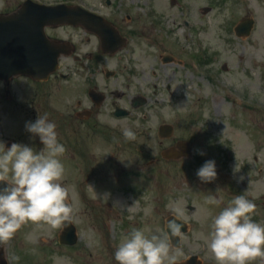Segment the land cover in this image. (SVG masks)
Returning a JSON list of instances; mask_svg holds the SVG:
<instances>
[{"label":"flooded vegetation","instance_id":"1","mask_svg":"<svg viewBox=\"0 0 264 264\" xmlns=\"http://www.w3.org/2000/svg\"><path fill=\"white\" fill-rule=\"evenodd\" d=\"M26 1L0 0V16L12 14ZM30 1L43 5L66 3L78 4L83 8L86 6L83 0L80 3L70 0ZM157 4L156 1L146 2L145 6L149 8ZM109 5L113 7V4ZM117 9L108 14V20L118 32L109 52L104 51L95 33L83 27H48L45 34L52 46L60 51L57 70L42 81L25 76L15 77L9 83L0 80V123L5 115L14 114L16 141L29 137L32 146L39 150L43 145L39 137L32 139L26 130V123L35 121L39 114H47V118L55 123L58 139L66 149L62 156L65 168L62 179L68 188L66 198L74 197L82 205L80 222L76 221L77 229L82 234L80 242L86 239L99 255H102V250L109 251L113 257L112 261H106L109 264H117L115 249L132 227H149L167 232L166 210L126 208L133 205V200L139 203L145 197L144 193H140V188H134V181L138 184L150 175L158 179L164 190L166 176L172 175L176 199L179 200L183 195L195 199L199 193L207 192L208 186H212L218 192L217 199L224 198V206L236 195H245V192L254 195L259 182L258 178L248 177L238 183L225 173L211 183L198 179L194 171L211 159L215 151L221 161L217 171L223 173L234 142L220 133L212 137L208 131L197 126L192 128L189 140L193 149L189 163L183 160L166 161L161 157L165 149L175 146L184 138L181 133L176 135L175 131L176 136L170 139L153 140L155 127L157 133L163 123L151 125L153 116L142 111L145 106L136 109L138 101L135 100L144 97L143 90L154 83L180 88L182 83H188L186 77L200 87V82L212 80L211 75H206L203 70H212L214 62L209 51L207 56L202 55L197 43L190 39L183 44L178 39L170 44V51L165 50L179 30L168 28V24H163V19L155 20L154 14L150 15L153 20H135ZM124 39L126 44L122 48ZM42 51L48 52L46 45L42 46ZM2 61L0 59V64ZM252 63L255 64L253 67H260L256 60ZM229 72L230 68L225 73ZM170 101L179 103L182 99L175 97ZM118 109L127 113L119 116L116 114ZM218 118L219 121H228L220 113ZM125 127L136 133L134 140L123 136L122 129ZM155 148L160 156L152 155ZM199 151H203L204 155H200ZM166 166L173 167V173ZM248 198L255 201L257 209L263 207V203L255 200L254 196L249 195ZM200 206L214 207L216 210H211L212 213L220 211L218 205L208 203L205 195L200 196ZM253 219L261 222V212H254ZM88 229L91 230L89 236L86 235ZM203 230L208 232L209 226ZM170 243L173 249H177ZM184 244L187 248L196 249L199 241H185ZM82 246L88 245L83 242ZM205 250L196 254L207 255V248ZM180 261L181 256L177 262Z\"/></svg>","mask_w":264,"mask_h":264},{"label":"rangeland","instance_id":"2","mask_svg":"<svg viewBox=\"0 0 264 264\" xmlns=\"http://www.w3.org/2000/svg\"><path fill=\"white\" fill-rule=\"evenodd\" d=\"M86 1L96 3L105 0ZM126 1L132 7H135L139 2L143 5L146 2L153 3V0ZM155 1L158 2L156 18L163 19V23L165 25L168 24V28H171L170 25L173 20L181 22V13H177L175 16L174 13L164 9L170 7V0ZM187 5L191 7L190 14L192 19L198 24L197 39L202 42L204 48L215 50L219 55H222L221 59H229L231 61L236 60L240 53L245 52L246 60L249 61L255 58L256 61L260 62V67L253 69V66L247 63L244 64L240 72L232 70L230 74L222 75L217 79L210 80L209 82H200V87H197L195 83H191V86H189L191 94L184 90L178 91L180 97L182 96L181 102H173L172 104H168L165 109H154L151 113L161 115V120L170 121L172 124H176L177 121L179 134L181 132L186 137H190L191 135L192 119L200 120L196 126L208 131V134L212 137L217 133L229 136L227 139L234 141L235 144L230 148L229 155L226 158L225 163L228 165L224 166L223 173L221 170L218 171V176H222L225 173L227 176L234 178L233 169L235 165H237V176L243 175L245 168H250L254 174L260 175V190L263 193L264 109L258 104L264 106V8H260L255 0H241L239 2L228 0L226 4L224 0H188ZM206 6L212 7V11L203 15L201 9ZM104 10L109 11L106 8ZM136 12L142 14L143 9H138ZM245 13L256 19V32L250 40L246 42L235 41L233 46H228L225 40L229 33L230 24L234 19L237 22L241 15ZM180 34L181 32L175 35L172 41L178 40ZM243 97L246 99V103L243 102ZM254 105H256L255 108L252 107ZM219 113L227 117L228 121H219ZM216 153V151L213 153L211 159L216 161L218 169L220 168L221 161ZM260 169L261 173L258 174ZM194 175L197 176L196 172H194ZM151 182L153 185H156V182ZM147 185L145 184L144 186L147 193L146 201H144L146 202L145 208H161L159 206L156 207V201L150 202L151 198L155 200V194L158 192V189L154 190L153 185H148V187ZM215 193L217 192H211L212 195ZM176 196L174 183H172L171 188L166 189L164 197L160 192V197L164 200L162 206L166 211L172 213L167 206L170 201H177ZM187 200H189V197L183 196L182 200L178 201L181 210L185 209L183 206ZM70 207L73 209L75 217H77L82 206L80 207L79 203L72 201ZM168 212H166V216L169 214ZM186 212L187 210L185 209L183 211L185 216L187 215ZM191 218L192 220L194 219V217ZM201 219V214H198L196 222L198 225V221ZM59 232V227L50 232L47 225L40 224L37 226L29 223L23 226L20 235L14 236L10 240H7L6 243L1 244L6 249L10 264H53L52 257L54 255L66 257L67 264H103L101 261H111L108 256H104L101 259L97 258L95 251L88 247L83 248L81 246L72 250L61 247L58 243ZM29 233L36 237L34 243L28 239ZM188 250H190L189 247ZM190 251L195 252L194 250ZM185 252L186 249H183V258H185ZM14 255L19 257V259L13 260L12 257ZM207 258L212 260L210 264H216L214 257L209 251Z\"/></svg>","mask_w":264,"mask_h":264},{"label":"clouds","instance_id":"3","mask_svg":"<svg viewBox=\"0 0 264 264\" xmlns=\"http://www.w3.org/2000/svg\"><path fill=\"white\" fill-rule=\"evenodd\" d=\"M25 127L33 140L39 137L43 147L36 150L15 142L8 147L0 141V241L10 240L29 223L47 225L51 232L72 219L73 209L66 202L68 188L60 182L65 172L62 156L66 149L58 139L55 123L47 114H39ZM122 133L128 140L136 137L131 128H123ZM199 154L204 155L203 151ZM236 168L237 165L233 169L234 179L243 182L245 178L236 175ZM196 175L204 183L215 181L216 161L206 160ZM208 203L218 205L220 200L210 196ZM167 207L174 216L181 214L178 201H170ZM255 208L247 196L236 195L212 215L210 230L198 233L197 239L203 241L216 264L264 261V223L253 219ZM182 227L175 219L168 222L167 232L132 227L117 245L115 261L117 264H177L182 251L173 249L169 236L179 235ZM28 239L34 243L36 237L29 233ZM12 259L19 257L14 255ZM52 259L53 264H67L66 257L54 255Z\"/></svg>","mask_w":264,"mask_h":264},{"label":"water","instance_id":"4","mask_svg":"<svg viewBox=\"0 0 264 264\" xmlns=\"http://www.w3.org/2000/svg\"><path fill=\"white\" fill-rule=\"evenodd\" d=\"M69 11H72V10L64 9V11H63V10H60V9L56 8V9L51 10L49 15H50L51 18L52 17L53 18H57V17H61L62 14L66 12V16H70V17H72V16H76V17L80 16L78 12H69ZM81 17L84 18V19H88L90 16H88V14H83L82 13ZM70 236L72 238H75L74 237V231H70ZM61 242H63V236H61ZM74 242L75 241H72V244H74ZM5 264H7V263L5 262Z\"/></svg>","mask_w":264,"mask_h":264}]
</instances>
